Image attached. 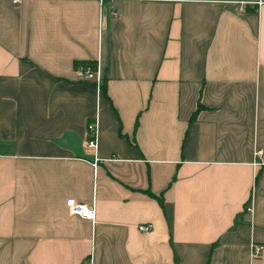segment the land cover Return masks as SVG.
<instances>
[{
    "label": "crops",
    "instance_id": "obj_1",
    "mask_svg": "<svg viewBox=\"0 0 264 264\" xmlns=\"http://www.w3.org/2000/svg\"><path fill=\"white\" fill-rule=\"evenodd\" d=\"M258 150L264 0H0V264H264Z\"/></svg>",
    "mask_w": 264,
    "mask_h": 264
},
{
    "label": "built area",
    "instance_id": "obj_2",
    "mask_svg": "<svg viewBox=\"0 0 264 264\" xmlns=\"http://www.w3.org/2000/svg\"><path fill=\"white\" fill-rule=\"evenodd\" d=\"M20 0H14V2H19ZM77 78L81 81H91L94 82L95 85L100 88V86L103 83V73L99 66L92 65V66H86V67H79L76 70ZM89 132L92 133V139L88 141L87 146L89 148H97L98 142H97V136H98V128L96 121L89 125L88 127ZM263 152L261 150H258L255 153V165H263L264 161L262 160ZM70 214L73 216H79L86 220L94 221L96 218V208L94 204H85V203H73L69 206ZM246 213L253 214L254 208L253 205L249 204L246 209ZM138 229L144 233L149 234L152 231L151 224H141L138 226ZM264 250L263 245H253L252 247V257L256 258L262 255V252Z\"/></svg>",
    "mask_w": 264,
    "mask_h": 264
},
{
    "label": "trees",
    "instance_id": "obj_3",
    "mask_svg": "<svg viewBox=\"0 0 264 264\" xmlns=\"http://www.w3.org/2000/svg\"><path fill=\"white\" fill-rule=\"evenodd\" d=\"M95 64V62H93V61H81V62H76L75 63V68L77 69V68H79V67H86V66H92V65H94ZM102 88H103V84H102ZM106 88H103V93H105V95H106ZM150 195H152L153 197H155V195H153L152 193L150 194ZM155 198H157L158 200H159V202L163 205V200H162V198H160V197H155Z\"/></svg>",
    "mask_w": 264,
    "mask_h": 264
}]
</instances>
